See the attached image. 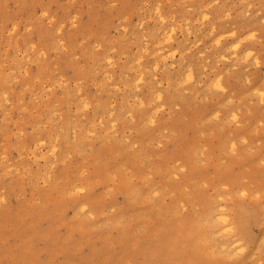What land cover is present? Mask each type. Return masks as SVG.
<instances>
[{
  "label": "rangeland",
  "instance_id": "rangeland-1",
  "mask_svg": "<svg viewBox=\"0 0 264 264\" xmlns=\"http://www.w3.org/2000/svg\"><path fill=\"white\" fill-rule=\"evenodd\" d=\"M0 264H264V0H0Z\"/></svg>",
  "mask_w": 264,
  "mask_h": 264
}]
</instances>
